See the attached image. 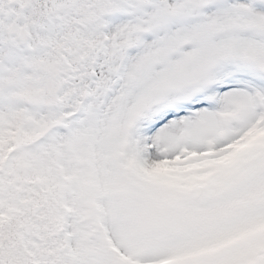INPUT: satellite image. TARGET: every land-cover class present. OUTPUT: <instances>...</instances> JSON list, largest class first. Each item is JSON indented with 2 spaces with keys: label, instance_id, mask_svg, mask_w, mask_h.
Returning <instances> with one entry per match:
<instances>
[{
  "label": "snow or ice",
  "instance_id": "1",
  "mask_svg": "<svg viewBox=\"0 0 264 264\" xmlns=\"http://www.w3.org/2000/svg\"><path fill=\"white\" fill-rule=\"evenodd\" d=\"M0 264H264V0H0Z\"/></svg>",
  "mask_w": 264,
  "mask_h": 264
}]
</instances>
